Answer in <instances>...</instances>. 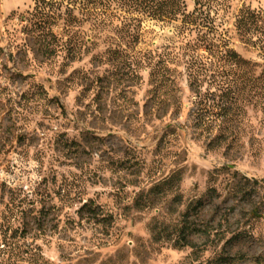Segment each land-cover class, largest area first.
<instances>
[{
  "label": "rangeland",
  "instance_id": "rangeland-1",
  "mask_svg": "<svg viewBox=\"0 0 264 264\" xmlns=\"http://www.w3.org/2000/svg\"><path fill=\"white\" fill-rule=\"evenodd\" d=\"M35 1L0 0V224L27 229L30 264H264L260 107L242 104L216 139L182 61L175 81L121 63L175 46V25L145 20L131 46L60 20L44 54L26 21ZM229 3L231 46L259 74L264 56L232 23L264 1Z\"/></svg>",
  "mask_w": 264,
  "mask_h": 264
},
{
  "label": "trees",
  "instance_id": "trees-1",
  "mask_svg": "<svg viewBox=\"0 0 264 264\" xmlns=\"http://www.w3.org/2000/svg\"><path fill=\"white\" fill-rule=\"evenodd\" d=\"M189 1L191 8L188 0H36L26 21L30 30L38 32L44 54L55 37L51 25L60 20L65 33L81 24H87L92 32L109 28L131 46L139 42L145 20L175 25V46L161 53L148 51L121 63L134 69L143 67L148 71V81H175L172 67L182 61L189 86L196 97L200 96V110L208 115L200 119V125L208 131L217 128L219 139L243 115L245 104L260 107L264 114V68L256 74V64L231 46L225 21L229 0ZM232 28L242 44L264 56L263 9L240 8L233 17ZM74 47L69 39L60 46L69 51ZM204 83L214 85L216 90L201 92ZM26 234V228L0 224V264L36 263L40 258L37 249L21 242Z\"/></svg>",
  "mask_w": 264,
  "mask_h": 264
}]
</instances>
